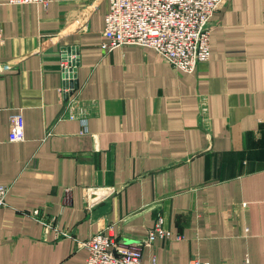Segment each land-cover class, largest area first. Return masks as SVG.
<instances>
[{
	"label": "crops",
	"instance_id": "crops-1",
	"mask_svg": "<svg viewBox=\"0 0 264 264\" xmlns=\"http://www.w3.org/2000/svg\"><path fill=\"white\" fill-rule=\"evenodd\" d=\"M108 9L0 0V264H86L95 235L137 244L159 219L142 264H264V0L225 1L193 73L146 47L107 53Z\"/></svg>",
	"mask_w": 264,
	"mask_h": 264
},
{
	"label": "built area",
	"instance_id": "built-area-1",
	"mask_svg": "<svg viewBox=\"0 0 264 264\" xmlns=\"http://www.w3.org/2000/svg\"><path fill=\"white\" fill-rule=\"evenodd\" d=\"M54 0H7L11 5L41 4L48 6ZM226 0H108L103 49L109 53L126 46H141L154 50L171 66L182 73H193L199 65L211 58V34L216 12ZM76 54V53H75ZM68 52L61 69L66 82L75 79L79 57ZM62 94L68 89L61 90ZM9 140H25V118L21 112L10 118ZM90 191L88 190L87 193ZM8 187L0 186V207L6 205ZM90 200V197H89ZM89 202V207H91ZM36 211L34 216H40ZM46 229L51 222L42 218ZM165 236L163 221L149 231L141 243L119 241L109 229L82 245L88 250L86 264H142L143 248L151 245L156 236ZM192 264H205L195 262ZM248 264V263H247Z\"/></svg>",
	"mask_w": 264,
	"mask_h": 264
}]
</instances>
